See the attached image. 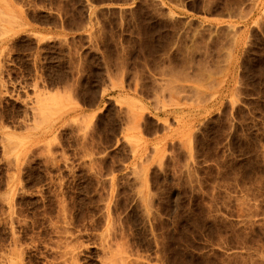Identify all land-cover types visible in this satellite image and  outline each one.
I'll return each instance as SVG.
<instances>
[{"label":"rangeland","instance_id":"rangeland-1","mask_svg":"<svg viewBox=\"0 0 264 264\" xmlns=\"http://www.w3.org/2000/svg\"><path fill=\"white\" fill-rule=\"evenodd\" d=\"M238 1L0 0V264H264V0ZM211 23L233 73L185 60Z\"/></svg>","mask_w":264,"mask_h":264},{"label":"bare ground","instance_id":"bare-ground-1","mask_svg":"<svg viewBox=\"0 0 264 264\" xmlns=\"http://www.w3.org/2000/svg\"><path fill=\"white\" fill-rule=\"evenodd\" d=\"M233 1V0H231ZM237 0H235V3L231 2L232 4L230 5L228 2H226L227 4H229L227 6V8L231 11V12H228L227 10V13H225L226 15H235L233 14L234 13V10L236 9L237 10V13H238V10H240L241 8L239 7V5H242L239 1L236 2ZM240 1H243V0H240ZM240 3V4H239ZM256 3V1H255ZM239 4V5H238ZM232 6V7H231ZM237 7L239 9H237ZM232 10H231V9ZM257 9V8H256ZM251 10V9H250ZM242 11V10H241ZM223 13V12H222ZM246 13V12H244ZM248 13V12H247ZM239 14V13H238ZM238 14L236 16H238ZM241 14V13H240ZM246 16V15H245ZM202 23V22H201ZM212 24V23H211ZM234 25V24H233ZM233 25H230V23L220 29L217 25V27L220 29L219 33L217 32L214 24L210 25V27H207L208 29H206L205 33H203L200 37L199 40H196L195 42L197 44H194L192 47L189 45H187V49L188 48H192L187 50L186 51V48L184 50V52L186 53V61L187 62H190V63H193V58H194V50L196 49L197 52H199V59L197 62H195L194 64L195 65H191L192 67L195 66L196 67V73L197 75L201 74H205L206 72H209V68H216V69H220L222 70V72H226L227 74L229 73H233L237 64L239 63V55H240V50H241V47H242V44H243V41H242V32H238L237 30H235V27ZM237 26V25H236ZM199 27V26H198ZM201 27V26H200ZM215 28V29H214ZM237 28V27H236ZM189 30V29H188ZM216 30V31H215ZM246 31V30H245ZM188 32V31H187ZM213 32H217L218 33V36L217 37H213ZM216 33V34H217ZM194 34V33H193ZM244 34V33H243ZM196 35V34H195ZM186 36V35H185ZM187 37V36H186ZM184 38V37H183ZM187 39V38H186ZM191 42H192V39H191ZM183 52V54H184ZM181 53V52H180ZM243 53V52H242ZM185 56V55H184ZM193 56V57H192ZM179 59V58H178ZM196 60V59H195ZM179 63V62H178ZM185 64L183 65L182 63V71L180 70V73L183 74V77L187 74L186 73V70L188 71L189 69H186L188 68L187 66H189V63L186 64V62H184ZM190 66V67H191ZM173 67V66H172ZM175 67H173V70H174ZM211 69V70H212ZM174 72H177V71H174ZM194 72V71H193ZM186 73V74H185ZM211 73V72H210ZM181 74V75H182ZM185 74V75H184ZM177 75V74H176ZM188 75V74H187ZM186 75V76H187ZM190 75V74H189ZM208 75V74H207ZM180 76V75H179ZM200 76V77H201ZM205 76V75H204ZM187 77H190V76H187ZM194 77V76H192ZM199 77V76H198ZM199 77V79H200ZM221 77V76H220ZM185 78V77H184ZM183 78V79H184ZM203 78V77H202ZM222 78V77H221ZM220 78V79H221ZM219 79V78H218ZM217 81V80H216ZM220 81V80H219ZM211 82V81H210ZM219 83V82H218ZM217 83V84H218ZM223 83V82H222ZM216 84V83H214ZM217 86V85H216Z\"/></svg>","mask_w":264,"mask_h":264}]
</instances>
